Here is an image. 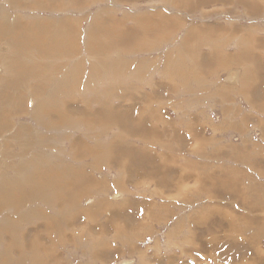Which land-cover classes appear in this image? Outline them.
<instances>
[{"label":"rangeland","instance_id":"1","mask_svg":"<svg viewBox=\"0 0 264 264\" xmlns=\"http://www.w3.org/2000/svg\"><path fill=\"white\" fill-rule=\"evenodd\" d=\"M0 1V185L27 188L0 189L1 258L84 264L102 249L111 264H264V0ZM38 34L57 60L13 49Z\"/></svg>","mask_w":264,"mask_h":264},{"label":"bare ground","instance_id":"2","mask_svg":"<svg viewBox=\"0 0 264 264\" xmlns=\"http://www.w3.org/2000/svg\"><path fill=\"white\" fill-rule=\"evenodd\" d=\"M20 0H18V2H19ZM245 1V0H244ZM1 2V1H0ZM9 2H10V0H9ZM12 2V1H11ZM11 2H10V4H11ZM76 2V1H75ZM121 2V1H120ZM119 2V3H120ZM136 2H138V1H136ZM2 3V2H1ZM13 3H14V5H15V1H13ZM13 3L11 4V5H13ZM16 3H17V1H16ZM24 3V2H23ZM20 4V3H19ZM18 4V5H19ZM25 4V3H24ZM136 4H138V3H136ZM184 4H186L187 5V3H184ZM2 5V4H1ZM15 6H17V4L15 5ZM20 6H21V4H20ZM19 6V7H20ZM22 6H24L23 4H22ZM263 6V5H262ZM2 7H3V5H2ZM27 7V6H26ZM4 8V7H3ZM6 8V7H5ZM12 8V7H11ZM23 8H25V6L23 7ZM141 8V7H140ZM22 9V8H21ZM6 10V9H5ZM4 9H3V11H5ZM8 11H9V9H8ZM112 12V11H111ZM4 13V12H3ZM255 14V13H254ZM21 15V14H20ZM22 16V15H21ZM12 18V17H11ZM64 18V17H63ZM4 19V18H3ZM2 19V20H3ZM10 20V19H9ZM8 20V21H9ZM19 20V19H18ZM26 20V19H25ZM1 21V20H0ZM12 21V20H11ZM19 22V21H18ZM23 22H25L24 20H23ZM26 22H28L27 20H26ZM38 22V21H37ZM115 22V20L113 21V23ZM15 23V22H14ZM115 23H117V21L115 22ZM2 24V23H1ZM3 24H5L4 22H3ZM2 24V25H3ZM12 24V23H11ZM10 24V25H11ZM20 24V23H19ZM30 23H28V24H22V25H19L20 26V28L18 27V26H16L17 28H19V29H22L23 31H22V36L23 37H29L30 35V33H28L29 31V25ZM68 24V23H67ZM66 24V25H67ZM71 24V23H70ZM7 25V24H6ZM9 25V26H10ZM16 25H17V23H16ZM45 25V24H44ZM69 25V24H68ZM67 25V26H68ZM104 25H107V24H104ZM3 26H5V25H3ZM2 26V27H3ZM8 25H7V27H9ZM212 26V25H211ZM7 27H4L5 29L7 28ZM16 27H14L15 29H16ZM31 27V26H30ZM48 27H51V26H48ZM63 27V26H62ZM65 27V26H64ZM69 28L68 29H70L71 28V26H68ZM75 27V26H74ZM98 27V26H97ZM159 27V26H158ZM36 28V30L35 29H33V31L36 33V32H39V34L41 33V34H43V30L45 29V28H47L46 27V25H45V27H42V25H38L37 27H35ZM7 29H9V28H7ZM49 29H51V28H49ZM66 29V28H65ZM75 29L76 28H73L72 30H71V32H74L75 31ZM96 29V28H95ZM1 30V29H0ZM11 30V29H10ZM12 30H13V28H12ZM55 30V29H54ZM97 30V29H96ZM95 30V31H96ZM2 31V30H1ZM13 31H15V33H16V30H13ZM51 32H52V30H50ZM68 31H70V30H68ZM117 31H122V29L121 28H119V27H117ZM6 32H8V31H6ZM45 32L46 33H48L49 31L48 30H45ZM44 32V33H45ZM56 32V31H55ZM112 31H110V30H108L106 27H104V26H101V28L99 29V30H97L94 34H96V38H97V41H101V44H103V47H104V43L105 42H103L101 39H100V37L101 36H103V37H105V38H110L111 36H113V34L111 33ZM116 32V31H115ZM1 33V32H0ZM9 33V32H8ZM7 33V34H8ZM11 33H14V32H10L9 34H11ZM20 33V32H19ZM34 33V34H35ZM50 33V32H49ZM121 33V32H120ZM37 34V33H36ZM39 34H38V36H39ZM50 34H52V33H50ZM72 34V33H71ZM70 34V36H66L65 38H64V40H66V42H68V47L70 46L72 49L74 48V45H75V43L74 42H72V40H70V38H73V37H71L72 35ZM6 35V34H5ZM13 35V34H12ZM11 35V36H12ZM14 35H18V34H14ZM44 35V34H43ZM48 35V34H47ZM114 35H116V34H114ZM1 36V35H0ZM3 36V35H2ZM0 37V40H3L2 38L3 37ZM7 36V35H6ZM6 36H5V39H6ZM9 36V35H8ZM51 37H53V35H50ZM88 36H89V34H88ZM94 36V35H93ZM13 37V36H12ZM36 37H37V35H36ZM48 37H49V35H48ZM91 37V36H90ZM102 37V38H103ZM115 37V36H114ZM120 37V36H119ZM240 37V36H239ZM16 38V37H15ZM89 38V37H88ZM93 38V37H92ZM116 38V37H115ZM117 38H118V36H117ZM116 38V39H117ZM4 39V40H5ZM9 38H7L6 39V41H9L8 40ZM38 39V40H37ZM40 39V40H39ZM47 39H48V41H47ZM52 38H50V40H51ZM94 39V38H93ZM111 39V38H110ZM194 39V38H193ZM12 40V39H11ZM17 40V38L14 40H12V42L14 41V43L15 42H17L16 41ZM21 40H23L22 38H21ZM50 40H49V38H40V36H39V38H36L35 39V37H32V38H30V39H28V40H26V41H31L30 43H26V42H22V41H20V42H18V43H16V45L14 46V45H12L13 46V49L14 48H19V50L21 49H23V48H25L27 45H28V47L29 48H31L32 46H34V48H37L38 49V52L40 53V54H46L47 52H45V49L46 50H48V48H51V49H49V50H54V51H49V53H48V55L50 54V52H52V54H51V58H52V55H54V54H56V53H53V52H56V46L54 45V44H52L53 43V41H54V39L50 42ZM104 40V39H103ZM249 41H251V42H253V40H252V38H249L248 39ZM96 41V40H95ZM193 41V40H192ZM1 42V41H0ZM50 42V43H49ZM194 42V41H193ZM244 42H246V41H244ZM251 42H246L250 47H251V49H252V44H251ZM9 43H11V42H9ZM98 43V42H97ZM111 43V42H110ZM1 44V43H0ZM3 44V43H2ZM6 44V43H5ZM100 44V45H101ZM112 44H113V42H112ZM194 44V43H193ZM238 44V43H237ZM9 45V44H8ZM90 45V44H89ZM110 44H108V46H109ZM245 45V44H244ZM77 46V45H76ZM98 47H99V45H97ZM233 46V45H232ZM238 46H241V45H239L238 44ZM68 47H66V49L68 48ZM243 47V46H242ZM8 48V47H7ZM105 48L106 47H104V48H102V51L104 52V50H105ZM2 49V48H1ZM5 49V48H4ZM104 49V50H103ZM121 49V48H120ZM28 50V49H27ZM65 49L63 48V51H64ZM238 50H240L239 48H238ZM58 52H59V50H57ZM253 51V50H252ZM16 52V51H15ZM21 51H18V53L17 54H19ZM102 52V53H103ZM2 53V52H1ZM73 53V52H72ZM252 53V52H251ZM40 54H39V57H40ZM74 54V53H73ZM76 54H78V53H76ZM76 54H74V55H76ZM88 54H90V53H88ZM104 54V53H103ZM106 54V53H105ZM237 54V53H236ZM239 54V53H238ZM3 55V54H2ZM47 55V56H48ZM58 55V54H57ZM61 55H62V53L60 54V55H58V57L60 56L61 57ZM24 56V55H23ZM43 56V55H42ZM50 56V55H49ZM49 56L48 57H46L45 56V58H47V61H48V58H49ZM88 56H90V55H88ZM3 57V56H2ZM10 57V56H9ZM57 57V56H56ZM91 57V56H90ZM5 58H7L6 56H5ZM11 58V57H10ZM15 58V57H14ZM44 58V59H45ZM51 58H49V59H51ZM54 58H55V55H54ZM102 58V57H101ZM100 58V59H101ZM247 58V57H246ZM250 58V57H249ZM16 59H18V58H16ZM56 59V58H55ZM79 59V58H78ZM103 60H102V62L103 61H105L106 60V58H105V60H104V58H102ZM251 59V58H250ZM19 60L20 59H18V62H19ZM57 60V59H56ZM99 60V59H98ZM13 62V61H12ZM98 62H100V61H98ZM101 62V64H103L104 65V63H102ZM15 63V61L13 62V64ZM20 63V62H19ZM22 63V62H21ZM28 63V62H27ZM52 63H54V61L52 62ZM107 61H106V63H105V65H107ZM148 63V62H147ZM17 64V63H16ZM100 64V63H99ZM15 65V64H14ZM43 65V64H42ZM45 65H47L46 64V62H45ZM92 65V64H91ZM96 65V64H95ZM102 65V66H103ZM109 65V64H108ZM16 66V65H15ZM17 66H18V64H17ZM47 66H49V65H47ZM57 66V65H56ZM97 67H98V65H96ZM8 67V66H7ZM10 67V66H9ZM54 67V66H53ZM62 67V66H61ZM49 68H51V67H49ZM58 68V67H57ZM95 67H93L92 69H94ZM103 68V67H102ZM101 67H99V69H102ZM235 68H237V67H235ZM2 69V68H1ZM11 69V68H10ZM15 70H17V68L15 67L14 68ZM46 69V68H45ZM47 69H48V67H47ZM56 69V68H55ZM62 68H60V70H61ZM111 69V68H110ZM145 69V68H144ZM57 70H59V69H57ZM59 70V71H60ZM64 70V69H63ZM77 70V69H76ZM74 71V73H77V71ZM112 70V69H111ZM116 71H120V70H117V68L115 69ZM129 70V69H128ZM72 71V70H71ZM236 71V70H235ZM249 71V70H248ZM16 72V71H15ZM52 72H54V71H52ZM55 72H58V71H55ZM122 72V71H121ZM120 72V73H121ZM166 72V71H165ZM203 72V71H202ZM60 73V72H59ZM59 73H58V75H59ZM73 73V74H74ZM87 73V72H86ZM110 74H112V71L111 72H109ZM114 73V72H113ZM123 73V72H122ZM236 73V72H235ZM57 74V73H56ZM105 74V73H104ZM118 74V73H117ZM124 74V73H123ZM137 74V73H136ZM75 75V74H74ZM109 75V74H108ZM114 75H116V74H112V77L114 76ZM119 75V74H118ZM118 75H117V78H116V76H114L116 79H118V78H120V77H118ZM188 75V74H187ZM232 75V74H231ZM110 76V75H109ZM185 76V75H184ZM16 77H19V76H16ZM244 77V76H243ZM241 77H238V79H240ZM248 78H249V76L248 75H246L245 76V85H246V87H247V85H248V82H247V80H248ZM16 79V78H15ZM81 79V78H80ZM109 79H110V77H109ZM112 79V78H111ZM114 79V78H113ZM116 79H114V81L116 80ZM119 80V79H118ZM118 80H116L117 82H118ZM122 80V79H121ZM251 80V79H250ZM81 82V81H80ZM88 82V81H87ZM109 82V81H108ZM117 82H115L116 84H117ZM242 82V81H241ZM237 83V82H236ZM111 84V83H110ZM137 84V83H136ZM166 84V83H165ZM173 84V83H172ZM113 85V84H112ZM118 85V84H117ZM159 85V84H158ZM250 85L251 84H249L248 85V87H247V90L250 92L251 91V87H250ZM110 86V85H109ZM117 87V86H116ZM109 88V87H108ZM102 89V88H101ZM116 89V88H115ZM154 89V88H153ZM157 89V88H156ZM169 91V90H168ZM55 92V91H54ZM1 93V92H0ZM3 93V92H2ZM13 93V92H12ZM141 94V93H140ZM150 94V93H149ZM244 95V94H243ZM248 97H250L248 94H246ZM150 96V95H149ZM76 98V97H75ZM43 99V98H42ZM253 99V98H252ZM144 100V99H143ZM253 101V100H252ZM4 102V101H3ZM94 101H92L91 103H93ZM67 103V102H66ZM65 103V104H66ZM80 103H81V101H80ZM37 104V103H36ZM82 104V103H81ZM256 104V103H255ZM1 105V104H0ZM67 105V104H66ZM53 106V105H52ZM42 108V107H41ZM103 108V107H102ZM63 109V108H62ZM127 109V108H126ZM65 110V109H64ZM107 110V109H106ZM151 110H153V109H151ZM59 111V110H58ZM68 111V110H67ZM4 112V111H3ZM48 112V111H47ZM93 112V111H92ZM108 112V111H107ZM238 112V111H237ZM67 113V112H66ZM90 113V112H89ZM109 113V112H108ZM107 113V114H108ZM236 113V112H235ZM234 113V114H235ZM241 113V112H240ZM50 114V113H49ZM113 114V113H112ZM53 115V114H52ZM55 115V114H54ZM64 115V114H63ZM67 115H68V113H67ZM70 115V114H69ZM123 115V114H122ZM153 115H154V113H153ZM246 115V114H245ZM248 115V114H247ZM246 115V116H247ZM15 116V115H14ZM113 116V115H112ZM148 116V115H147ZM179 116V115H178ZM191 116V115H190ZM235 116V115H234ZM43 117V116H42ZM109 117V116H108ZM123 117V116H122ZM240 117V116H239ZM34 118V117H33ZM237 118V117H236ZM242 118H243V116H242ZM253 118V117H252ZM46 119V118H45ZM81 119V118H80ZM143 119V118H142ZM145 119V118H144ZM194 119V118H193ZM44 120V119H43ZM48 120H50V119H48ZM87 120H89V119H87ZM236 120V119H235ZM247 120V119H246ZM78 121V120H77ZM86 121V120H85ZM90 122V121H89ZM121 122V121H120ZM200 122V121H199ZM109 123V122H108ZM247 123V122H246ZM82 124V123H81ZM236 124H238V123H236ZM62 125V124H61ZM12 126V125H11ZM98 126V125H97ZM105 126H107L108 127V124L106 125L105 124ZM110 126V125H109ZM122 126V125H121ZM128 126V125H127ZM145 126H147V125H145ZM233 126V125H232ZM49 127V126H48ZM66 127V126H65ZM196 127V126H195ZM14 128V127H13ZM139 128V127H138ZM199 128V127H198ZM203 127H201V128H199V129H202ZM215 128V127H214ZM50 129V128H49ZM67 129V128H66ZM96 129V128H95ZM98 129V128H97ZM137 129V128H136ZM141 129V128H140ZM222 129V128H221ZM44 130V129H43ZM61 130V129H60ZM64 130V129H63ZM204 130V129H203ZM28 131V130H27ZM29 132V131H28ZM31 132V131H30ZM132 132V131H131ZM152 132H154V131H152ZM137 133V132H136ZM25 134V133H24ZM29 135V134H28ZM63 135V134H62ZM113 135V134H112ZM115 135V134H114ZM113 135V136H114ZM21 136V135H20ZM25 136V135H24ZM60 136V135H59ZM123 136V135H122ZM121 136V137H122ZM64 137V136H63ZM120 137V138H121ZM11 138V137H10ZM22 138H24V137H22ZM30 138V137H29ZM47 138H49V137H47ZM134 138V137H133ZM31 139V138H30ZM170 140V139H169ZM106 141V140H105ZM116 141V140H115ZM91 142V141H90ZM114 143V142H113ZM117 143V142H116ZM115 143V144H116ZM133 143V142H132ZM53 145V144H52ZM46 146V145H45ZM48 146V145H47ZM177 146V145H176ZM51 147V146H50ZM106 147V146H105ZM115 147V146H114ZM3 148V147H2ZM63 148V147H62ZM117 148V147H116ZM135 148V147H134ZM133 148V149H134ZM124 149H126V148H124ZM136 149V148H135ZM140 149V148H139ZM145 149V148H144ZM166 149V148H165ZM183 149V148H182ZM168 150V149H167ZM94 151H96V150H94ZM120 151H121V149H120ZM134 151V150H133ZM184 151V150H183ZM186 151V150H185ZM55 152V151H54ZM116 152H117V150H116ZM134 152H136V151H134ZM145 152V151H144ZM170 152V151H169ZM34 153V152H33ZM89 153H90V150H89ZM119 153H121V152H119ZM125 153V152H124ZM146 153V152H145ZM172 153V152H171ZM55 154V153H54ZM115 154V153H114ZM142 155V154H141ZM159 155V154H158ZM161 155V154H160ZM119 156V155H118ZM117 156V157H118ZM127 156H129V155H127ZM155 156V155H154ZM214 156V155H213ZM39 157V156H38ZM51 157V156H50ZM241 157V156H240ZM90 158V157H89ZM104 158V157H103ZM107 158V157H106ZM115 158V157H114ZM164 158V157H163ZM100 159V158H99ZM134 159V158H133ZM165 159V158H164ZM105 160H107V159H105ZM110 160H111V158H110ZM167 160V159H166ZM170 160V159H169ZM116 162H118V161H116ZM133 162V161H132ZM166 162V161H165ZM97 163L99 164L100 162H99V160L97 161ZM105 164H106V162H104ZM111 163V162H110ZM119 163V162H118ZM117 163V164H118ZM162 163V162H161ZM101 164V163H100ZM99 164V165H100ZM178 165V164H177ZM112 167V166H111ZM110 167V168H111ZM216 167V166H215ZM253 167V166H252ZM113 168H115V167H113ZM112 168V169H113ZM118 168V167H117ZM41 171V170H40ZM116 171V170H115ZM163 171V170H162ZM184 171V170H183ZM22 172V171H21ZM123 172H126L125 170H123ZM23 173V172H22ZM22 173H21V175H22ZM131 173V172H130ZM37 174V173H36ZM132 174V173H131ZM183 174H184V172H183ZM41 175V174H40ZM148 175V174H147ZM150 175V174H149ZM147 176V177H144V179H142V181H144V180H146L147 179V181L149 180V179H153L152 180V182H156V183H158L159 185H161V181H162V179H163V176L161 175H159V177L157 178H153L152 176ZM41 176H43V175H41ZM192 176V175H191ZM4 177V176H3ZM120 177H121V179L119 180L120 182H122V183H119V182H117V184L119 185V186H121V185H123L124 184V182H125V180H123V178H122V176L120 175ZM125 177V176H124ZM131 177V176H130ZM127 178H128V176H127ZM200 178V177H199ZM6 180V179H5ZM26 180H27V178H26ZM58 180V179H57ZM166 180V179H165ZM195 180V179H194ZM80 181H84V180H78L77 182H80ZM117 181V180H116ZM142 181H140V182H142ZM52 182V181H51ZM58 182V181H57ZM56 182V183H57ZM68 182V181H67ZM132 182V181H131ZM145 182V181H144ZM151 182V181H150ZM5 183V182H4ZM143 183V182H142ZM146 183V182H145ZM149 183V182H148ZM155 183V184H156ZM163 183V182H162ZM7 184V183H6ZM6 184H4V185H0V189L1 190H3V189H16V188H20V189H22V188H26V184H24L23 183V181H21L20 182V180H19V182L17 181L16 183H14V185L13 184H8V185H6ZM24 186H23V185ZM139 184V183H138ZM150 184V183H149ZM187 184L188 183H185L184 182V177L183 176H181L180 177V179H179V181L176 183V189H175V194H172V193H170V196L169 197H171V199H175V200H177L178 198H181V197H183V195L185 194V192H186V189H187ZM87 185V184H86ZM144 185V184H143ZM30 186V185H29ZM38 186V185H37ZM141 186V185H140ZM163 186H164V184H163ZM40 187V186H39ZM139 187V186H138ZM144 187H146V185L144 186ZM153 188H154V186H152ZM38 188V187H37ZM37 188H34L35 190L37 189ZM27 189V188H26ZM33 189V190H34ZM23 190V189H22ZM154 190V189H153ZM166 188H164V187H161V186H158V187H156V190L155 191H157L158 193H160V194H165L166 193ZM7 191V190H6ZM19 190H17L16 192H18ZM24 192H25V189L23 190ZM30 192H28V193H30V195L33 193V191H32V193H31V190H29ZM169 191V190H168ZM13 192H15L14 190H13ZM13 192H11L10 194H12ZM24 192H22V193H24ZM117 192V191H116ZM123 192V191H122ZM174 192V191H173ZM18 193H21V191L20 192H18ZM36 193V192H35ZM38 193V192H37ZM4 194H6V193H4ZM152 194V193H151ZM155 194V193H154ZM159 194V195H160ZM167 194V193H166ZM23 195L24 194H22L21 195V197H23ZM33 195V194H32ZM32 195H31V197H32ZM2 196V195H1ZM8 196H9V194H8ZM15 196V195H14ZM19 196V195H18ZM25 196H26V194H25ZM25 196H24V198H25ZM35 196V195H34ZM58 196V195H57ZM74 196H76V194L74 195ZM81 196V195H80ZM156 196V195H155ZM158 196V195H157ZM172 196H176V197H172ZM209 196V195H208ZM20 197V196H19ZM21 197H20V200H21ZM28 197V196H27ZM60 197V196H59ZM30 198V197H29ZM28 198V199H29ZM61 198V197H60ZM76 198V197H75ZM74 198V199H75ZM123 198H125L124 197V195H123ZM145 198V197H144ZM160 198H161V196H160ZM11 199H12V197H11ZM16 200L18 199V197H16L15 198ZM14 199V200H15ZM23 199V198H22ZM27 199V198H26ZM25 199V202H27V200ZM33 199V198H32ZM53 199V198H52ZM67 199H69V197L67 198ZM1 200V199H0ZM7 200V199H6ZM19 200V199H18ZM60 200V199H59ZM62 200H63V198H62ZM61 200V201H62ZM161 200V199H160ZM10 201V200H9ZM8 201V202H9ZM66 201V200H65ZM161 201H163V200H161ZM255 201V200H254ZM11 202V201H10ZM18 202V201H17ZM24 202V203H25ZM124 202L125 203H128V202H126V199L124 200ZM123 202V203H124ZM158 202V201H157ZM164 202V201H163ZM21 203H23V201H21ZM28 203V202H27ZM60 203V202H59ZM119 203V202H118ZM121 203V202H120ZM139 203H141V202H139ZM215 203V202H214ZM249 203V202H248ZM16 204V203H15ZM19 204H20V201H19ZM31 204V203H30ZM29 204V205H30ZM135 204V203H134ZM143 204V203H142ZM167 204V203H166ZM165 204V205H166ZM2 205H3V203H2ZM17 205H18V203H17ZM27 205V204H26ZM58 205V204H57ZM0 206H1V203H0ZM120 206V205H119ZM130 206V205H129ZM2 207V206H1ZM105 207V206H104ZM146 207V206H145ZM4 208V207H3ZM100 208V207H99ZM111 208V207H110ZM125 208V207H124ZM1 209V208H0ZM132 209V208H131ZM28 210H30V209H28ZM87 210V209H86ZM146 210V209H145ZM210 211V210H209ZM217 211V209L215 210V212ZM227 211H229V210H227ZM1 212V211H0ZM23 212V211H22ZM34 212V211H33ZM45 212V211H44ZM220 212V211H219ZM226 212V211H225ZM2 213V212H1ZM128 212H126V214H127ZM132 213V212H131ZM207 213V212H206ZM222 213H223V211H222ZM221 213V214H222ZM32 213H30L29 214V216L31 215ZM121 214V213H120ZM135 214V213H134ZM227 214V213H226ZM235 214V213H234ZM1 215V214H0ZM23 215V214H22ZM28 215V214H27ZM33 215V214H32ZM34 215H35V213H34ZM83 215V214H82ZM125 215V214H124ZM178 215V214H177ZM199 215V214H198ZM198 215H196V216H198ZM208 215V214H207ZM2 216H3V214H2ZM9 216V215H8ZM126 216V215H125ZM130 216V215H129ZM201 216V215H200ZM222 216H225V214H223ZM34 217V216H33ZM116 217V216H115ZM127 217V216H126ZM226 217V216H225ZM229 218H230V216H228ZM5 219L7 218L6 216L4 217ZM19 218V217H18ZM20 218H21V216H20ZM27 218V217H26ZM85 218V217H84ZM210 218V217H209ZM217 218V217H216ZM53 219V218H52ZM133 219V218H132ZM206 219H208V217L206 218ZM205 219V220H206ZM236 219V218H235ZM238 219V218H237ZM17 220V219H16ZM34 220V219H33ZM191 220V219H190ZM12 221H14L13 219H12V217H9V222H12ZM32 221V220H31ZM67 221V220H66ZM134 221V220H133ZM139 221V220H138ZM201 221V220H200ZM211 221L212 220H210V223H211ZM215 221H217L216 219H215ZM239 221V220H238ZM15 222V221H14ZM20 222V221H19ZM50 222V221H49ZM104 222V221H103ZM125 222H127L126 220H125ZM190 222V221H189ZM218 222H219V220H218ZM237 222V221H236ZM39 223V222H38ZM109 223V222H108ZM135 223V222H134ZM170 223V222H169ZM214 223H216V222H214ZM16 224H17V222H16ZM123 224V223H122ZM145 224V223H144ZM161 224V223H160ZM199 224V223H198ZM202 224V223H201ZM209 224V223H208ZM234 224V223H233ZM20 225V224H19ZM56 225V224H55ZM89 225V224H88ZM93 225V224H92ZM91 225V226H92ZM97 225H99V224H97ZM128 225V224H127ZM136 225V224H135ZM154 225V224H153ZM173 225V224H172ZM210 225V224H209ZM218 225V224H217ZM10 226V225H9ZM16 226V225H15ZM47 226V225H46ZM58 226V225H57ZM86 226V225H85ZM90 226V227H91ZM100 226H102V225H100ZM175 226V225H174ZM199 226V225H198ZM204 226H206V225H204ZM215 226V225H214ZM232 226V225H231ZM7 227V226H6ZM17 227V226H16ZM94 227H95V225H94ZM135 227V226H134ZM140 227V226H139ZM142 227V226H141ZM154 227V226H153ZM172 227V226H171ZM181 227V226H180ZM179 227V228H180ZM189 227V226H188ZM192 227V226H191ZM202 226H200V228H201ZM220 227V226H219ZM37 228V227H36ZM49 228V227H48ZM54 228V227H53ZM122 228V227H121ZM167 228V227H166ZM199 228V229H200ZM235 228V227H234ZM30 229V228H29ZM32 229V228H31ZM46 229V228H45ZM50 229V228H49ZM84 229V228H83ZM88 229L89 230H91L92 228H89L88 227ZM95 229V228H94ZM97 229H98V231L99 232H101V234L100 235H102V232L104 231V229L102 228L101 229V227H97ZM135 229V228H134ZM133 229V230H134ZM170 229V228H169ZM195 229H197V228H195ZM220 229V228H219ZM57 230V229H56ZM149 230V229H148ZM173 230V229H172ZM221 230V229H220ZM229 230H231V228L229 229ZM26 231H27V229H26ZM25 231V232H26ZM39 231V230H38ZM97 231V230H96ZM122 231V230H121ZM120 231V232H121ZM158 231V230H157ZM207 231V230H206ZM209 231V230H208ZM225 231V230H224ZM223 231V232H224ZM24 232V231H23ZM24 232V233H25ZM90 233L92 232V231H89ZM98 232V233H99ZM123 232V231H122ZM165 232V231H164ZM194 232V231H193ZM196 232H198V231H196ZM195 232V233H196ZM234 232V231H233ZM232 232V233H233ZM36 232H34V234H35ZM97 233V232H96ZM95 233V234H96ZM167 233V232H166ZM177 233V232H176ZM191 233H192V231H191ZM230 233V232H229ZM228 233V234H229ZM40 234V233H39ZM38 234V235H39ZM32 235V234H31ZM98 235V234H97ZM107 235V234H106ZM109 235V234H108ZM177 235V234H176ZM181 235V234H180ZM42 236V235H41ZM51 236V235H50ZM89 236V235H88ZM226 236V235H225ZM37 237H39V236H37ZM81 237H84V235L83 236H81ZM197 237V236H196ZM34 238H36V237H34ZM47 238V237H46ZM56 238V237H55ZM92 238V237H91ZM116 239V238H115ZM35 240V239H34ZM46 240H48V239H46ZM90 240V239H89ZM184 240H185V238H184ZM40 241V240H39ZM204 241V240H203ZM207 241V240H206ZM35 242V241H34ZM54 242V241H53ZM91 242V241H90ZM191 242H193L192 241V237H191ZM195 242V241H194ZM30 243V242H29ZM39 243H41V242H39ZM155 243V242H154ZM187 243H189V242H187ZM195 244H197V242L195 243ZM236 244V243H235ZM113 245V244H112ZM198 245V244H197ZM29 246H30V244H29ZM138 246V245H137ZM42 247V246H41ZM189 247V246H188ZM194 247V246H193ZM36 248H37V244H36ZM38 248H39V246H38ZM234 248V247H233ZM104 249V248H103ZM112 249V248H111ZM110 249V250H111ZM195 249V248H194ZM197 249H200V248H197ZM40 250V249H39ZM38 250V251H39ZM185 250V249H184ZM201 250V249H200ZM30 251H32V252H35L36 254L35 255H37V252H36V249H35V247L33 246V248L30 250ZM109 251V250H108ZM107 250H102V249H95V251H93L92 253H91V255H90V261L88 262V263H84V264H95L94 262H98V263H100V264H111L110 262L111 261H113L114 260V256L112 257V258H110V257H108V254L109 255H111L112 256V254H114L113 252H108ZM111 251H113V250H111ZM257 251H259V250H257ZM263 251V250H262ZM261 251V252H262ZM117 252V251H116ZM230 252V251H229ZM22 253V252H21ZM39 253V252H38ZM43 253H46V252H43ZM89 253V252H88ZM257 253V252H256ZM118 254H119V252H118ZM138 254H140V253H138ZM143 254V253H142ZM212 254V253H211ZM59 255V254H58ZM261 256L263 255V254H260ZM145 256V255H144ZM43 257V256H42ZM48 257V256H47ZM57 257V256H56ZM105 257H107V259H105ZM116 257V256H115ZM252 257V256H251ZM3 258V259H2ZM1 258V252H0V264H7V261L8 260H6V258H4V257H2ZM41 258V257H40ZM141 259V258H140ZM54 260H55V262H54ZM61 261V260H60ZM9 262V261H8ZM63 262V261H62ZM65 262V261H64ZM130 263V262H129ZM149 263V262H148ZM33 264H59V262H58V259H49V258H44L43 257V259H41V260H38V261H35V262H33ZM67 264V263H66ZM80 264V263H79ZM82 264V263H81ZM125 264V263H124ZM166 264H172L171 262H169V261H167V263Z\"/></svg>","mask_w":264,"mask_h":264},{"label":"crops","instance_id":"3","mask_svg":"<svg viewBox=\"0 0 264 264\" xmlns=\"http://www.w3.org/2000/svg\"><path fill=\"white\" fill-rule=\"evenodd\" d=\"M101 0H98V2H100ZM104 1V0H103ZM87 7V6H86ZM103 10L106 9V6H104L102 8ZM14 255V254H12ZM8 257V256H7ZM27 262L25 260L22 259H18V258H11V260H9V262L7 261V264H26Z\"/></svg>","mask_w":264,"mask_h":264}]
</instances>
